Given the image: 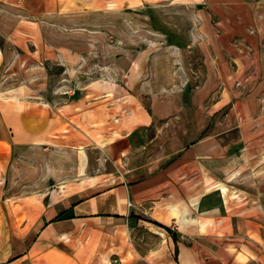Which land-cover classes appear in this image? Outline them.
I'll use <instances>...</instances> for the list:
<instances>
[{
  "label": "crops",
  "instance_id": "0c3cea01",
  "mask_svg": "<svg viewBox=\"0 0 264 264\" xmlns=\"http://www.w3.org/2000/svg\"><path fill=\"white\" fill-rule=\"evenodd\" d=\"M88 20L0 12V264H264V0Z\"/></svg>",
  "mask_w": 264,
  "mask_h": 264
},
{
  "label": "rangeland",
  "instance_id": "374dc122",
  "mask_svg": "<svg viewBox=\"0 0 264 264\" xmlns=\"http://www.w3.org/2000/svg\"><path fill=\"white\" fill-rule=\"evenodd\" d=\"M155 1L157 0H0V12L14 11L26 17L43 18L52 23L72 26L71 24L86 25L87 19H90L89 22L98 23L103 12H110L111 15H117L125 11L138 12L142 10V12H145L146 7ZM141 33V46L143 47L146 45L147 38L150 37L147 20L143 21ZM3 39L0 34V47L3 46ZM18 55L16 54L17 59L19 58ZM11 63L0 72L1 80L11 77L19 78L13 75L14 67L10 69ZM18 63L19 61H17ZM4 180L5 178L2 176L0 184H4ZM3 197L4 195L0 196V199Z\"/></svg>",
  "mask_w": 264,
  "mask_h": 264
},
{
  "label": "built area",
  "instance_id": "2783aa9c",
  "mask_svg": "<svg viewBox=\"0 0 264 264\" xmlns=\"http://www.w3.org/2000/svg\"><path fill=\"white\" fill-rule=\"evenodd\" d=\"M129 205H130V206H133V203H132V202H129Z\"/></svg>",
  "mask_w": 264,
  "mask_h": 264
}]
</instances>
